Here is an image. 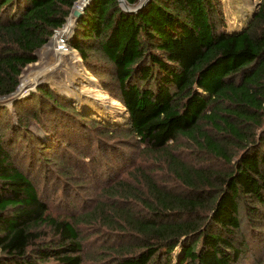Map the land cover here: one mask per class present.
<instances>
[{
    "label": "trees",
    "instance_id": "trees-1",
    "mask_svg": "<svg viewBox=\"0 0 264 264\" xmlns=\"http://www.w3.org/2000/svg\"><path fill=\"white\" fill-rule=\"evenodd\" d=\"M74 1L0 0V95ZM68 43L127 121L47 83L13 101L17 123L0 105V264H84L89 239L95 264H264V0L233 30L221 0H88ZM59 195L78 211L53 215Z\"/></svg>",
    "mask_w": 264,
    "mask_h": 264
},
{
    "label": "rangeland",
    "instance_id": "rangeland-1",
    "mask_svg": "<svg viewBox=\"0 0 264 264\" xmlns=\"http://www.w3.org/2000/svg\"><path fill=\"white\" fill-rule=\"evenodd\" d=\"M222 2V8H223V14L225 16L226 20V26L227 29L233 30L243 27L248 19L253 15V13L256 11L260 0H221ZM79 5V3L77 4ZM79 7V6H78ZM77 8V6H75ZM71 18L67 19V22L65 25L60 29L57 28V31L53 33L52 37L43 44L41 47H39L36 50L37 59L34 62L28 63L24 68L22 69V72L19 75V84L17 88L27 86L23 92H21L18 95H15L16 91H14L12 94L5 96L0 95V105L7 106L8 110L11 114V117L15 123L18 122L17 118V111L15 110V107L13 105V101L15 99H22L23 97H26L29 95V92L31 90H35L37 84L40 83H47L48 85L52 86L55 91L58 93V95L68 101L70 104H73L75 108L82 114L87 115L94 119L95 121L102 123L107 126H116L120 124H125L127 121V111H125L124 106L121 104V102L114 98V96L110 95L107 91L103 90L101 87L97 77L93 76L92 73L87 70L84 66V63L82 62V59L77 52L75 48H73L69 43L68 39L71 36L73 32V27L71 31L67 35V41L66 45L67 47H64L66 51H73L67 53L68 56L61 55V58H59L58 65H60L59 70H50L45 71L41 74V77L34 76L33 80L30 83H27L26 85H21L22 76L25 72H29L30 74L32 72L40 71L45 67V62L50 61L48 59H51L52 61L58 60V53L53 52L54 49L52 47L53 40H55L56 36L61 33L62 31H65L67 29V26L71 22ZM75 21V18L73 19ZM74 26V25H73ZM65 39V38H64ZM70 45V46H69ZM50 46V47H49ZM47 47V48H46ZM52 47V49H51ZM70 47V50H69ZM74 49V50H73ZM57 57V58H56ZM79 58L80 61L76 64L74 67V71L72 75H66V72L71 71L69 70L72 65L75 58ZM47 59V60H46ZM57 59V60H56ZM74 63H76L74 61ZM36 77V79H35ZM40 77V78H39ZM50 78H53L59 82L54 83L48 81ZM40 81V82H39ZM38 82V83H37ZM90 86L93 88L96 92V98L89 97L86 92V88ZM17 89V91H18ZM74 90L75 92H78L79 99L72 94H68L69 91ZM80 100V101H78ZM112 101H115L116 103L112 104ZM109 102V103H108ZM111 103V104H110ZM27 127L31 129L34 134L41 140L45 141L47 144H50V139L48 134L41 128L40 125L36 124L33 121H28ZM79 187L83 190V197L86 199H90V201L87 202L89 204L87 207L88 209L93 207L95 203V198L98 194V189L95 190V187L92 185L91 181H80ZM86 195V196H85ZM93 197V198H91ZM49 207L50 212L53 213V215H70L78 211L80 207H75L72 205V203H66V199L62 196H57L56 198L49 199ZM76 204L81 205V201H77ZM83 228H85V225H82ZM93 229H86L87 236L90 238H94L96 235L95 233L91 234ZM93 241L89 239L87 242L88 246L85 248V262L84 264H95L97 256V250L95 251V248L98 246H92L91 244ZM96 244L98 245V240H96ZM179 246L175 248V252L179 250ZM252 259L250 260H243L242 262H247V264L252 263ZM98 262V261H97Z\"/></svg>",
    "mask_w": 264,
    "mask_h": 264
},
{
    "label": "bare ground",
    "instance_id": "bare-ground-1",
    "mask_svg": "<svg viewBox=\"0 0 264 264\" xmlns=\"http://www.w3.org/2000/svg\"><path fill=\"white\" fill-rule=\"evenodd\" d=\"M84 2H86V0H80V1H78V2H76L75 3V5H74V7L75 6H77V8H80L81 6H83V4H84ZM79 3V5H77ZM79 6V7H78ZM72 17V19H71V22L69 23V25L67 26V29L65 30V31H62L61 33H59L57 36H56V38H55V40H53V44H52V47H53V49H54V51L53 52H55V53H58L59 54V56H58V60L57 61H52L51 59H48V60H50V61H46L45 63V67L43 68V69H41L40 71L38 70V71H36V72H32L31 74L28 72H25L24 73V75L22 76V80H21V85H26L27 83H30L34 78V76H36V77H38V76H40L41 77V74L43 73V72H45L46 70L47 71H50V70H59L60 68V65H58V62H61V61H59V58H61V55H63V56H68L67 55V53L69 54V52H72L73 53V51H71L70 50V47H69V50L70 51H66L65 49H64V47H67V45H66V41H67V35H68V33L71 31V29H72V27H73V25H74V21H73V19L75 18V15H74V13L72 12L71 14H70V16L68 17V19L69 18H71ZM65 38V39H64ZM70 46V45H69ZM50 47V46H49ZM52 47H51V49H52ZM47 48V47H46ZM74 50V49H73ZM57 58V57H56ZM76 60H74L76 63H74V61L72 62V63H70L71 65H72V67L69 69V70H71V71H68V72H66V75H72V73H73V71H74V67L73 66H76V64L78 63V61H80V59L77 57V58H75ZM47 60V59H46ZM36 77H35V79H36ZM39 77V78H40ZM48 81H50V82H54V83H56L57 84V80H55V79H53V78H50ZM58 84H59V82H58ZM26 88H28L27 86H24V87H19V89H18V91H17V89H16V93H15V95H18V94H20L21 92H23ZM86 91H88V92H86L87 93V95L89 96V97H94V98H96V92H95V90L93 89V88H91L90 86H88V88H86ZM68 94H72V96H74L75 95V97L76 98H80V97H78V92H75L74 90H71V91H69L68 92ZM78 101H80V100H78ZM109 103V102H108ZM113 103H116L115 101H112V104ZM111 104V103H110ZM113 105H115V104H113Z\"/></svg>",
    "mask_w": 264,
    "mask_h": 264
},
{
    "label": "water",
    "instance_id": "water-1",
    "mask_svg": "<svg viewBox=\"0 0 264 264\" xmlns=\"http://www.w3.org/2000/svg\"><path fill=\"white\" fill-rule=\"evenodd\" d=\"M76 1H77V0L74 1L73 5H72V8H71V10H70V12H69V14L67 15V17H68L72 12L74 13V15H75V21H74V24L76 23L78 16L82 13V10H83L84 6H85L86 3L88 2V0H86V2H84L83 6H81L80 8H75L74 5H75V2H76ZM118 1H119L120 5L122 6V8H124V9H126V10H133V11H135V10H137L139 7H141L144 3H146L147 0H139V2H138L137 4H135V5H129L128 3H126L125 0H118ZM67 17H66V18H67ZM52 35H53V34H52ZM51 37H52V36H51ZM39 82H40V81H39ZM37 83H38V82H37ZM18 84H19V83H18ZM17 86H18V85H17ZM17 86H16V88H15L14 91H16ZM14 91H13V92H14ZM13 92H11V93H9V94H5V96H8V95L12 94ZM124 108H125V107H124ZM125 111H127L126 108H125Z\"/></svg>",
    "mask_w": 264,
    "mask_h": 264
},
{
    "label": "built area",
    "instance_id": "built-area-1",
    "mask_svg": "<svg viewBox=\"0 0 264 264\" xmlns=\"http://www.w3.org/2000/svg\"><path fill=\"white\" fill-rule=\"evenodd\" d=\"M57 31V29H55V31L54 32H56Z\"/></svg>",
    "mask_w": 264,
    "mask_h": 264
}]
</instances>
